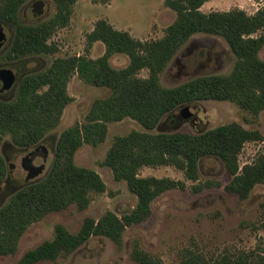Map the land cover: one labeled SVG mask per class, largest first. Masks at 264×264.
I'll return each mask as SVG.
<instances>
[{"label":"trees","instance_id":"16d2710c","mask_svg":"<svg viewBox=\"0 0 264 264\" xmlns=\"http://www.w3.org/2000/svg\"><path fill=\"white\" fill-rule=\"evenodd\" d=\"M30 0H0V22L13 26V38L4 58L10 62L38 55L54 54V34L67 26L77 0H54L56 12L48 19L24 22L21 12ZM209 0H164L176 12L175 21L160 39L140 40L128 31L114 28L106 20L96 22L88 34V51L94 42L105 45L102 56L58 57L43 70L25 74L12 99L0 98V186L8 174L1 152L3 140L9 136L21 148L37 146L55 129L65 108L72 102L68 93L71 78L78 74L84 82L106 87L109 95L96 98L83 123L62 131L53 163L40 180L19 189L0 207V255L15 254L21 237L35 222L49 213L75 205L85 210L91 193H103L107 185L94 169L75 161L77 151L85 143L98 146L108 135L109 124L132 118L147 131L133 130L118 135L109 148L103 165L109 167L117 181H126L136 195L132 210L119 215L111 210L100 218L88 216L77 232L58 223L52 239L26 251L17 264H36L67 257L93 237H104L122 247L124 233L146 221L152 214L153 201L173 189H186L185 180L171 177L142 176L143 167L174 166L185 177L199 181L200 162L207 157L219 159L231 176L227 192L240 199L249 198L252 190L264 184V147L252 163L241 165L240 154L250 141L264 142L259 130L245 128L237 121L198 133L187 131L150 132L181 106L207 100L231 101L259 116L264 109V6L249 14L236 7L228 11L204 12ZM205 33L224 38L235 63L228 74L211 73L195 77L176 86L162 83V73L179 50L196 34ZM125 54L129 64L115 68L111 58ZM148 70V76L140 72ZM150 130V131H149ZM221 185L214 179L194 184L198 193ZM264 230V217L260 222ZM132 259L138 264H164L162 260L135 242ZM190 264H264V237L253 250L225 251L216 256L200 252L187 254Z\"/></svg>","mask_w":264,"mask_h":264},{"label":"rangeland","instance_id":"374dc122","mask_svg":"<svg viewBox=\"0 0 264 264\" xmlns=\"http://www.w3.org/2000/svg\"><path fill=\"white\" fill-rule=\"evenodd\" d=\"M34 4L43 5L39 17L32 16ZM264 6V0H209L201 9L204 12L228 11L239 7L249 14ZM56 12L54 0H30L21 12L24 22L48 19ZM104 19L118 30L128 31L140 40L162 38L166 29L176 19V12L167 7L164 0H77L69 24L60 28L50 41L56 43L54 54L38 55L29 59L10 62L4 58L5 51L13 38V27L5 23L8 40L0 53V69L8 68L17 81L27 73L43 70L58 57L88 55L97 58L104 54L105 45L94 42L88 51V34L97 21ZM264 59V47L260 51ZM125 54H115L111 64L123 68L129 64ZM235 56L227 41L216 35L199 33L194 35L176 54L162 73V83L167 87L176 86L198 76L232 71ZM148 76V70L140 72ZM16 85L0 90V98L9 100L15 95ZM68 93L72 102L65 108L59 125L51 130L37 146L21 148L9 136L3 140L1 152L8 174L0 186V207L27 184L40 180L48 173L55 155L57 140L66 128L83 123L96 98L109 95L106 87H98L84 82L75 74L69 84ZM189 107L194 116L187 119L183 112ZM237 121L245 128L259 130L264 136V109L259 116L240 108L231 101L207 100L189 103L168 115L159 126L150 132L187 131L198 133L206 129ZM133 130L147 131L138 121L125 118L109 124L106 140L98 146L85 143L76 153L78 165L97 171L107 185L103 193H91V203L85 210L75 205L60 212L49 213L45 218L33 223L18 245L15 254L0 255V264H17L22 255L45 240L52 239L55 226L65 225L71 232H77L86 217L100 218L111 210L119 215L130 211L137 203L126 181H117L112 170L103 165L104 158L118 135H127ZM264 142L250 141L240 154V163H252L262 151ZM142 176L171 177L185 180L186 189L169 190L152 203L151 216L141 224L128 227L124 233L122 247L104 237H93L86 244L67 257L56 261H42L36 264H138L131 257L135 242L150 252L164 264H190L187 254L200 252L206 256H216L225 251L253 250L264 237L260 222L264 217V184L257 185L249 198L240 199L237 194L226 191L225 186L231 176L224 164L217 158L207 157L200 162L199 181L185 177L184 171L174 166L143 167ZM214 179L221 185L196 193L194 184Z\"/></svg>","mask_w":264,"mask_h":264},{"label":"water","instance_id":"95a60500","mask_svg":"<svg viewBox=\"0 0 264 264\" xmlns=\"http://www.w3.org/2000/svg\"><path fill=\"white\" fill-rule=\"evenodd\" d=\"M31 15L35 17L41 16L43 13V5L42 4H34L31 8ZM8 40V35L5 28V23L0 22V52L3 50L6 42ZM16 76L12 72V70L8 68L0 69V90L7 91L15 86ZM185 118L189 119L194 116V112L191 108L187 107L186 111L183 112Z\"/></svg>","mask_w":264,"mask_h":264},{"label":"flooded vegetation","instance_id":"af4514ba","mask_svg":"<svg viewBox=\"0 0 264 264\" xmlns=\"http://www.w3.org/2000/svg\"><path fill=\"white\" fill-rule=\"evenodd\" d=\"M13 27V26H12ZM2 52V51H1ZM0 52V53H1ZM18 83H19V81H17V77H16V83H15V85L17 86L18 85Z\"/></svg>","mask_w":264,"mask_h":264}]
</instances>
